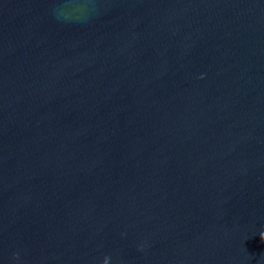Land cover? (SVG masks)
Masks as SVG:
<instances>
[{
    "label": "water",
    "instance_id": "95a60500",
    "mask_svg": "<svg viewBox=\"0 0 264 264\" xmlns=\"http://www.w3.org/2000/svg\"><path fill=\"white\" fill-rule=\"evenodd\" d=\"M0 264H264V0H0Z\"/></svg>",
    "mask_w": 264,
    "mask_h": 264
}]
</instances>
